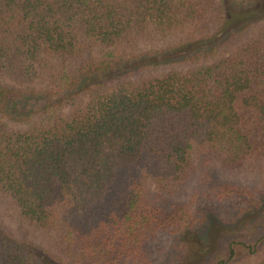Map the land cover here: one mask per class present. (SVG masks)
I'll list each match as a JSON object with an SVG mask.
<instances>
[{
    "label": "trees",
    "instance_id": "16d2710c",
    "mask_svg": "<svg viewBox=\"0 0 264 264\" xmlns=\"http://www.w3.org/2000/svg\"><path fill=\"white\" fill-rule=\"evenodd\" d=\"M263 209L264 0H0V264H264Z\"/></svg>",
    "mask_w": 264,
    "mask_h": 264
},
{
    "label": "rangeland",
    "instance_id": "374dc122",
    "mask_svg": "<svg viewBox=\"0 0 264 264\" xmlns=\"http://www.w3.org/2000/svg\"><path fill=\"white\" fill-rule=\"evenodd\" d=\"M216 173L218 174L221 180L230 182V183L247 185V184L252 183L253 181V176L243 170L238 171L237 173H229L223 170H218V172ZM212 174L215 175L214 171L212 172ZM194 182L195 180L194 178H192L189 183L194 184ZM188 187H189V184L187 185L185 189H187ZM263 212H264V209H263ZM234 231H236L235 227L233 228H230L229 226L223 227L220 224L217 225L216 223H213L212 229H210V235L208 237L207 245L203 247V250L201 252H198L197 257H195L190 264L213 263L212 261L216 259L218 255H220L219 253L221 251V246H222L221 242H223L224 238L228 237L230 233ZM248 264H251V262L249 261Z\"/></svg>",
    "mask_w": 264,
    "mask_h": 264
}]
</instances>
